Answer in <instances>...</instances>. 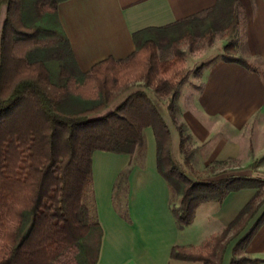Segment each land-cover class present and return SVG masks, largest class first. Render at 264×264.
<instances>
[{
    "label": "trees",
    "instance_id": "trees-1",
    "mask_svg": "<svg viewBox=\"0 0 264 264\" xmlns=\"http://www.w3.org/2000/svg\"><path fill=\"white\" fill-rule=\"evenodd\" d=\"M63 1L0 0V264H96L102 229L93 201L92 155L140 157L146 128L154 135L156 169L179 228L193 222L201 204L255 190L219 234L198 247L175 246L170 258L223 264L234 242L228 264H254L241 251L264 224V212L251 223L264 206V178L235 174L231 167L216 171L223 161L195 172L189 163L195 149L183 148L191 137L175 119L178 88L189 74L178 68L183 40L211 41L213 32L222 31L227 41L221 59L253 69L236 56L239 1L217 0L202 14L140 30L129 56L104 59L87 71L78 68L59 20ZM166 52L172 57L161 59ZM171 125L183 162L172 151ZM129 171L122 170L117 181L126 183ZM118 190L125 195L127 186Z\"/></svg>",
    "mask_w": 264,
    "mask_h": 264
},
{
    "label": "crops",
    "instance_id": "crops-1",
    "mask_svg": "<svg viewBox=\"0 0 264 264\" xmlns=\"http://www.w3.org/2000/svg\"><path fill=\"white\" fill-rule=\"evenodd\" d=\"M216 1L65 0L57 11L76 64L87 71L104 59L129 56L135 49L134 33L202 14ZM238 1L236 55L253 69L221 58L212 62L180 117L204 165L231 160L239 164L235 174L264 178V0ZM144 137L140 157L99 151L92 155L93 201L102 229L96 264H184L170 258L172 248L198 247L219 234L255 193L245 189L229 193L221 204L203 203L193 222L179 228L169 208L167 184L156 169L151 128L144 130ZM128 166L119 209L113 202L114 185ZM262 212L264 206L251 223ZM231 250L232 244L223 264H228ZM241 253L256 260L254 264H264V224Z\"/></svg>",
    "mask_w": 264,
    "mask_h": 264
},
{
    "label": "rangeland",
    "instance_id": "rangeland-1",
    "mask_svg": "<svg viewBox=\"0 0 264 264\" xmlns=\"http://www.w3.org/2000/svg\"><path fill=\"white\" fill-rule=\"evenodd\" d=\"M238 23H239V20H238ZM237 35H238L237 31L235 30V33L233 36V41L235 43V46L237 43ZM226 41L227 40H226V36L224 32L218 31V32H213L211 36V41H208L207 38L205 39L203 37L200 38L197 36V37H193L189 41L183 40L182 42L179 43V48L183 52L184 60H183V63L178 68H183L185 71L189 72L187 80L179 86L178 88L179 90L175 98L176 99L175 105L177 107L175 119L178 124H182L184 126L182 127L184 128L183 129L184 135L186 134L189 135V131L187 130L185 123L181 120L180 114L185 108V106L188 103L192 102V97H193L192 95L197 90L200 84L203 70H205L212 62L221 58L223 54V46L225 45ZM159 57L161 59H168L172 57V53L171 52H166L165 54L159 53ZM201 66L202 68L199 73L197 72V68ZM165 100H166L165 98H162V102H165ZM170 132L173 138L172 151L175 153L176 156L179 157L180 161L183 162V157H182L183 153L182 152L177 153L175 149V144H177L176 139L177 141L179 140V133L176 130L174 125L170 126ZM191 139L184 143L183 148L185 152H189L193 147H195L194 146L195 143L192 142ZM189 163H190L191 168L197 173L199 172L203 173L206 170V167L209 165V164L204 165V163L198 158L197 155L195 156L194 153H193V156L190 158ZM237 166H239L238 162L231 161V160L223 161V164L221 166L216 167V171H219V169L224 168V167H227V168L231 167L232 169H234V171H239V168L235 170ZM115 183H116V190H114L113 192L114 193L113 202L116 204V206L118 205V208L120 209L122 208V203L124 201L122 199L124 194L120 193V191L118 190V187L119 188L124 187V185L127 186V181L126 183H124V181L118 182L116 180ZM209 203L210 205H213L214 203L216 204V202H209ZM184 264H196V263L184 262Z\"/></svg>",
    "mask_w": 264,
    "mask_h": 264
}]
</instances>
